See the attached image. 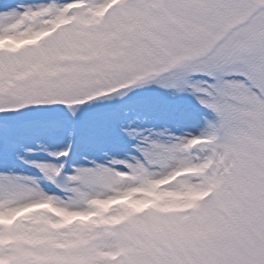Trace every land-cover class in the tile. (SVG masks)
<instances>
[{
  "label": "snow or ice",
  "instance_id": "snow-or-ice-1",
  "mask_svg": "<svg viewBox=\"0 0 264 264\" xmlns=\"http://www.w3.org/2000/svg\"><path fill=\"white\" fill-rule=\"evenodd\" d=\"M0 39L27 41L0 48V116L67 117L15 129L0 121V144L39 172H0V215L37 209L0 224L2 264H264V0L20 2L0 8ZM150 86L194 99L201 129L166 143L121 124L134 162L68 173L96 131L82 126L83 108ZM38 126L66 134L64 150L41 146L60 163L27 159ZM153 190L168 198L141 210L114 204L87 222L61 215L97 216L99 202Z\"/></svg>",
  "mask_w": 264,
  "mask_h": 264
},
{
  "label": "rangeland",
  "instance_id": "rangeland-1",
  "mask_svg": "<svg viewBox=\"0 0 264 264\" xmlns=\"http://www.w3.org/2000/svg\"><path fill=\"white\" fill-rule=\"evenodd\" d=\"M37 1L41 0H36V3H38ZM20 2V0H15L10 6H14ZM11 47L14 48L13 45H11ZM154 87L156 86L145 87L144 89H152ZM180 99L195 101L190 96H174L171 92L166 91L156 100L148 101L146 103H131L128 105L127 109H125V114L119 112L113 115L111 114L112 116L107 117L106 120L103 118L101 124H104V129H102L99 134L95 131L94 134L90 135L88 139L85 140V142L77 146L76 150L78 153H75L74 155H78L84 160V162L79 161V163H81L77 166L90 167L92 166L89 163L90 161L107 163L111 159H128L130 162H134L131 160V157L138 156L139 154L136 152V145L133 142L123 144V146L118 148L115 147V143H118V138L121 136L119 133L121 124H131L137 130L143 131L145 135H153V138H156L155 134L164 133L163 136H159L158 138L166 143L173 142L174 138L183 137L186 134L197 133L202 126L203 110H200L197 107H180L176 103L170 102L174 100L178 101ZM190 103L193 104V102ZM194 120H200V125L196 126L195 124H192L195 123L193 122ZM182 128L183 133H180ZM52 136L58 137V140L50 141ZM65 136L66 134L62 133L55 127H38L35 133L28 137L25 142L28 144L44 146L49 152H52L64 146L66 140L64 139ZM122 137L125 139V136ZM62 140L64 142H62ZM119 150H122L123 152H120ZM8 156H11V154H8ZM84 157H87V159H84ZM32 160L44 162V159L40 158H34ZM14 164L16 165V162H14ZM70 164L72 166V162ZM71 171L69 173H71ZM0 172H10L25 176H39L37 173L28 171L21 166H13V168L7 166L0 170ZM44 188L51 193V190L46 187ZM57 195H63V193H57ZM176 199L181 201L190 198L174 197L175 201ZM130 205L131 204L125 206L135 210L141 209L135 205ZM0 264H2V262H0Z\"/></svg>",
  "mask_w": 264,
  "mask_h": 264
},
{
  "label": "clouds",
  "instance_id": "clouds-1",
  "mask_svg": "<svg viewBox=\"0 0 264 264\" xmlns=\"http://www.w3.org/2000/svg\"><path fill=\"white\" fill-rule=\"evenodd\" d=\"M132 195H133L132 193L124 194L123 197H122V199L123 200H126V201H131ZM145 195L148 197L147 200H143V201H131V205H142V204H145V203H158V202H160V201L165 200L166 198H168L167 194H156L154 190H153V192L146 193ZM172 199H174V197H172ZM110 203H111V201H108V202H99L97 204V207L102 212L103 210H105V209H107L109 207V204ZM36 207H49V205H47V204H45V205H38ZM28 210L29 209H25V210H22L21 212H27ZM21 212H17V213L13 214L10 217H5L4 219L5 220L12 219V218H14V216L20 215ZM61 215L64 216L65 222H69V221H71L74 218L73 216H69V215L63 214V213H61Z\"/></svg>",
  "mask_w": 264,
  "mask_h": 264
},
{
  "label": "bare ground",
  "instance_id": "bare-ground-1",
  "mask_svg": "<svg viewBox=\"0 0 264 264\" xmlns=\"http://www.w3.org/2000/svg\"><path fill=\"white\" fill-rule=\"evenodd\" d=\"M24 1H26V0H21V2H24ZM14 6H12V7H14ZM193 122H195V123H192V124H195L196 126H198V125H200L201 121L200 120H194ZM180 133H183V128L180 130Z\"/></svg>",
  "mask_w": 264,
  "mask_h": 264
}]
</instances>
